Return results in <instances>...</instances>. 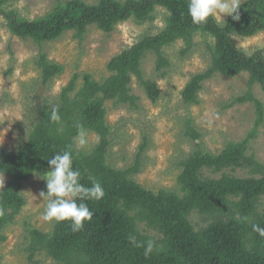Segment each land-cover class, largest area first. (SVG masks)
Returning <instances> with one entry per match:
<instances>
[{
    "label": "trees",
    "instance_id": "trees-1",
    "mask_svg": "<svg viewBox=\"0 0 264 264\" xmlns=\"http://www.w3.org/2000/svg\"><path fill=\"white\" fill-rule=\"evenodd\" d=\"M10 1L14 0H0V14L4 15L7 28L13 35L39 46L59 39L68 31H74L75 37L82 39L92 24L111 32L129 18L149 21L158 6L169 15L159 33L144 37L108 62L111 75L105 80L97 81L86 73L82 87L77 90L79 75L72 77L60 94L62 125L51 122L52 108L57 106L47 104L24 145L13 152L0 148V173L9 178L0 192V206L4 208L0 230L12 223L26 205L24 183L35 174L47 175L51 171L48 159L71 145L73 168L80 171V182L90 187L93 180H98L105 196L99 201H84L94 216L78 232L71 230L70 221L55 222L51 232L30 229L31 260L36 252L45 251L62 264H264V237L252 228L253 224L264 227V214L257 212V203L264 195V164L246 153L247 142L230 143L218 154L195 151L181 163L178 176L181 194L164 189L155 193L129 178L138 170L146 142L134 167L121 170L107 164L110 128L105 105L113 101L136 106L137 97L130 87L133 77L150 100L157 101L160 89L156 81L144 77L143 58L149 52L154 53L156 70L164 71L170 65L164 47L182 40L185 47L181 53L187 54L198 32L210 34L215 44L211 47L208 68L193 75L182 91L186 104L197 103L203 83L216 74L234 77L247 72L249 86L258 84L264 91V51L247 55L233 39L234 34L252 37L264 31V0L242 2L238 21L227 16L219 23L210 16L201 24L194 23L188 15L189 0H99L93 5L67 0L34 20L22 19L13 11L3 13L4 5ZM36 63L46 84L63 71L61 64L50 61L43 52ZM246 99L254 100L250 91L238 100ZM255 104L260 124L263 104L258 100ZM77 123L99 136V143L88 155L76 149ZM190 132L194 138L199 137L194 130ZM237 167L248 168L252 176L203 175L204 170L221 172ZM44 188L46 193V183ZM193 211L211 216L213 221L196 230L189 219ZM243 217L248 218L247 222ZM137 220L163 234V247L154 242V250L145 255L147 242L153 240L139 231ZM130 235L143 246L131 243Z\"/></svg>",
    "mask_w": 264,
    "mask_h": 264
},
{
    "label": "rangeland",
    "instance_id": "rangeland-1",
    "mask_svg": "<svg viewBox=\"0 0 264 264\" xmlns=\"http://www.w3.org/2000/svg\"><path fill=\"white\" fill-rule=\"evenodd\" d=\"M65 1L14 0L4 5L2 12L13 11L22 19L34 20ZM98 1L82 0L89 5ZM168 15L163 7L158 6L149 21L138 22L129 18L118 23L111 32L92 24L82 39L76 38L74 31H68L59 39L39 46L32 40L13 35L7 28L4 15L0 14V148L13 152L24 145L43 107L60 105L62 89L75 74L79 75L77 90L82 87L86 73L97 81L105 80L111 75L108 62L144 37L159 33L165 27ZM214 17L219 23L227 18ZM233 39L239 50L247 55L264 51V31L252 37L234 34ZM214 44L210 34L198 32L187 54L181 53L185 47L182 40L165 46L163 51L170 65L161 72L156 70V55L152 52L145 55L141 66L143 75L158 83L160 97L151 101L137 78L133 77L130 87L131 93L137 97L136 106L113 101L105 103L110 128L109 166L121 170L134 167L140 148L146 142L139 157L138 170L129 178L155 193L164 189L181 194L178 184L181 163L197 150L218 154L230 143L246 141V153L264 164V114L263 121L257 124L255 104L256 100L260 101L264 113V91L258 84L249 86V73L242 72L234 77L216 74L203 83L197 103L183 101L182 91L188 81L210 65ZM41 52L50 61L63 66L62 73L47 84L42 82L41 69L36 63ZM248 91L254 100H238ZM191 129L199 134L198 138L193 137ZM86 130V146L77 148L75 137L76 149L84 155L90 154L99 143L98 134ZM223 173L252 176L248 168L242 167L221 172L203 171V175L210 178H219ZM47 175L35 174L24 183L22 192L26 205L12 223L0 230V264H62L45 251L36 252L32 260L29 258L28 231L36 228L51 232L55 224V221L43 219L46 199L41 193L45 192ZM254 175L259 177V174ZM8 179L0 173L3 188ZM257 212L264 214V195L257 203ZM189 219L196 230L213 221L211 216L198 211H193ZM137 224L142 234L163 247L161 232L145 221L137 220Z\"/></svg>",
    "mask_w": 264,
    "mask_h": 264
},
{
    "label": "clouds",
    "instance_id": "clouds-1",
    "mask_svg": "<svg viewBox=\"0 0 264 264\" xmlns=\"http://www.w3.org/2000/svg\"><path fill=\"white\" fill-rule=\"evenodd\" d=\"M241 0H189L188 15L196 24L207 21L210 16L220 15L230 16L233 20H239V9ZM53 123L62 125V117L59 114V108L53 107L50 115ZM76 146L84 147L88 143V133L82 124L77 123ZM50 172L45 177L47 192L41 195L46 199L45 212L43 219L45 221L63 222L70 221V227L73 232L80 231L85 221H91L94 211L90 210L85 200L99 201L105 196V191L98 180H93L90 187L80 182L81 173L73 168V151L70 145L62 153L55 154L48 159ZM4 186V180L0 182V189ZM78 201H80L78 203ZM4 215V208L0 206V216ZM238 219H240L238 217ZM247 222L248 218H242ZM253 231L264 237V227L258 224L252 225ZM129 241L138 247L136 237L130 235ZM155 247L154 241L149 240L145 247V255L150 254Z\"/></svg>",
    "mask_w": 264,
    "mask_h": 264
}]
</instances>
